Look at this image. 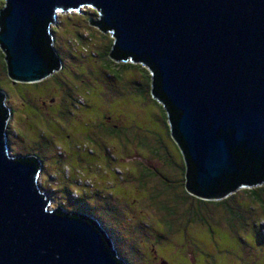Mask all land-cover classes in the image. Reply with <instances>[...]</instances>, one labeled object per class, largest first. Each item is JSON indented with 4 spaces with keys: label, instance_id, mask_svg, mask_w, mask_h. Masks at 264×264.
<instances>
[{
    "label": "water",
    "instance_id": "95a60500",
    "mask_svg": "<svg viewBox=\"0 0 264 264\" xmlns=\"http://www.w3.org/2000/svg\"><path fill=\"white\" fill-rule=\"evenodd\" d=\"M93 8L116 62L146 66L186 162V188L211 201L264 184V0H5L0 48L13 83L63 66L52 26ZM0 91V264H126L94 216L41 188L38 157L12 155Z\"/></svg>",
    "mask_w": 264,
    "mask_h": 264
},
{
    "label": "rangeland",
    "instance_id": "374dc122",
    "mask_svg": "<svg viewBox=\"0 0 264 264\" xmlns=\"http://www.w3.org/2000/svg\"><path fill=\"white\" fill-rule=\"evenodd\" d=\"M4 6L0 0V11ZM58 17L52 36L63 68L41 86L13 83L0 48V91L12 113L10 153L29 156L36 148L46 195L69 213L88 202L85 212L100 214L128 264H155L148 254L158 247L173 264H264L263 200L261 207L245 193L236 195L227 214L202 211L198 201L181 207L169 191L160 195L157 187L187 191L177 189L185 184L183 156L163 105L151 96V72L111 59L114 38L90 25L100 19L93 8ZM113 130L118 135L111 137ZM196 209L210 218L209 227L195 224L187 241L176 233L192 228L182 223Z\"/></svg>",
    "mask_w": 264,
    "mask_h": 264
},
{
    "label": "trees",
    "instance_id": "16d2710c",
    "mask_svg": "<svg viewBox=\"0 0 264 264\" xmlns=\"http://www.w3.org/2000/svg\"><path fill=\"white\" fill-rule=\"evenodd\" d=\"M109 56L111 57V59L112 60H114L113 58H112V56H111V51H110V53H109ZM3 57V56H2ZM114 61H116V60H114ZM118 62V61H117ZM128 64V63H127ZM130 65H132L131 63H129ZM150 71V70H149ZM43 82V81H42ZM42 82H38V83H32V85L34 86V87H36V86H41L42 85ZM151 83H152V75H151ZM23 84H29V83H23ZM37 93V92H36ZM53 97H54V95H52ZM151 96H152V98L153 99H155L154 97H153V95H152V93H151ZM156 100V99H155ZM156 101H158V100H156ZM159 102V101H158ZM160 103V102H159ZM62 109H63V107H61ZM164 108V107H163ZM65 110V109H64ZM57 114V113H56ZM56 114H51V117H56ZM59 114H63V112L61 113V111H59L58 112V115ZM164 116H165V118L167 119V123H168V125H169V122H168V117H167V114H166V112H165V110H164ZM169 127H170V125H169ZM107 132H108V130H107ZM111 132V131H110ZM170 132H171V128H170ZM109 135L112 137V136H117L118 134H116L115 133V130H113V132L112 133H109ZM170 135H171V133H170ZM171 137V139H173L174 140V138L172 137V135L170 136ZM177 144V143H176ZM181 150V149H180ZM34 153H30L29 154V156L30 157H32V154L34 155L33 157H35V155H37L36 157H38L39 158V160L40 161H42V158H41V156H39V154L37 153V152H35V151H37V149L35 148V149H33L32 150ZM37 153V154H36ZM181 153H182V151H181ZM19 156H24V155H21V154H19ZM29 156H26V157H29ZM182 156H183V154H182ZM166 160H168V159H166ZM182 160H183V163H182V166H183V169H184V171H185V184H183V186L181 185V187H180V184L179 183H177L178 185V187H177V189L178 188H180L181 189V191L182 190H184V188H186V162H185V159H184V156L182 157ZM43 163V162H42ZM164 182H165V179H164V181H162V183L161 182H159V181H157V183H159V184H164ZM96 184V183H95ZM154 188V187H153ZM166 187L164 186V188L163 189H161V190H158V187L155 189V190H157L158 192H159V194L160 195H164V193H166L167 191H169V192H171L172 194H175L176 195V200H177V198H179V200H180V204H181V207L182 206H186L187 205V203H189V204H193V202L194 201H198L199 203H202L201 204V210L203 211V210H205V211H211V210H213L212 209V207H215V210H220V211H226V213L227 214H229L230 212H231V210L227 207V202L231 199V198H233L234 196H236V195H238V196H240V194H242V193H245V194H247V195H249L251 198H253L256 202L258 201L259 203H260V201L261 200H263V207H264V197H262L261 195H264V184H262V186L261 187H250V188H242V189H239V190H237L236 192H234L235 194H231V196H229V197H227V198H224V199H222V200H218V201H211V200H203V199H197L196 198V196H194V195H192L191 193H189V191L187 190V188H186V191H187V196H186V194L185 193H183V195H179L178 193H176V188L175 189H173V190H169V189H167L166 188V190L165 191H163L164 189H165ZM72 189V188H71ZM88 195V194H87ZM77 198H79V199H83V195H79L78 193H77ZM89 196V195H88ZM190 196L192 197V198H190ZM195 198V199H194ZM185 199V200H184ZM197 199V200H196ZM112 202V201H111ZM87 203L88 202H83V203H80L79 205H77V209H82L83 211L82 212H79V211H77V213L78 214H81V215H87V216H89V215H91V216H94V217H96L100 222H102V219H101V216H100V214H98V215H95V213H87V212H85V211H87V210H85V209H87V207H88V205H87ZM261 204V203H260ZM261 207H262V204H261ZM256 208V206H254L253 207V209H255ZM221 209H223V210H221ZM264 209V208H263ZM64 211H65V209H63ZM202 211H200V210H198V209H196L195 210V212L194 213H191V214H189V216H188V218H186L185 220H184V222L182 223V225L184 224V225H186V226H190V225H193L192 226V228L189 230L188 228H187V231H185V232H183V233H176V234H178V235H183V236H185V238L187 239V241H193V238L191 239V240H188V238H187V236H190V232H197V229L194 227V225L196 224V226H201V225H203V226H205V227H209V220H210V218L208 219V216H206ZM238 211H240V210H238ZM216 212H218L219 213V217H217V218H220V217H223L222 216V214L219 212V211H216ZM242 213V212H241ZM162 217H164V216H162ZM211 218H212V216H211ZM217 218H215V219H217ZM102 224H103V222H102ZM168 224H170L169 223V220L168 221H164V225L165 226H168ZM104 226V225H103ZM170 226V225H169ZM179 227V226H178ZM179 231V230H178ZM181 231V230H180ZM190 231V232H189ZM111 233V232H110ZM175 234V235H176ZM175 235H171V238L172 237H174ZM164 237H167V234L164 236ZM175 241V240H174ZM160 247H158V249H159ZM146 254H148V253H146ZM161 256V255H160ZM149 257V256H148ZM123 261H125V263L126 264H128V262H126V260L125 259H123L122 257H120ZM161 259H162V261H165L166 263H168V264H173V261H168L167 260V258L166 257H162L161 256ZM148 263H150V261H146L145 262V264H148ZM189 263V262H188ZM190 264V263H189Z\"/></svg>",
    "mask_w": 264,
    "mask_h": 264
},
{
    "label": "flooded vegetation",
    "instance_id": "af4514ba",
    "mask_svg": "<svg viewBox=\"0 0 264 264\" xmlns=\"http://www.w3.org/2000/svg\"><path fill=\"white\" fill-rule=\"evenodd\" d=\"M146 249H147V247H146ZM158 252H159L158 248L157 249L154 248L153 253L152 254H148V256H150L151 259H154L153 261H154L155 264H168L165 261L161 260V256H160V254H158Z\"/></svg>",
    "mask_w": 264,
    "mask_h": 264
},
{
    "label": "clouds",
    "instance_id": "9594fccd",
    "mask_svg": "<svg viewBox=\"0 0 264 264\" xmlns=\"http://www.w3.org/2000/svg\"><path fill=\"white\" fill-rule=\"evenodd\" d=\"M109 231V233H110V230H108ZM111 234V233H110ZM112 236V235H111Z\"/></svg>",
    "mask_w": 264,
    "mask_h": 264
},
{
    "label": "bare ground",
    "instance_id": "6f19581e",
    "mask_svg": "<svg viewBox=\"0 0 264 264\" xmlns=\"http://www.w3.org/2000/svg\"><path fill=\"white\" fill-rule=\"evenodd\" d=\"M233 194H235V193H233ZM231 196V195H230Z\"/></svg>",
    "mask_w": 264,
    "mask_h": 264
}]
</instances>
